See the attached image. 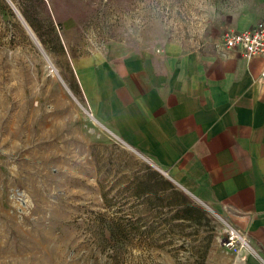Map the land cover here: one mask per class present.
Wrapping results in <instances>:
<instances>
[{
	"label": "rangeland",
	"instance_id": "rangeland-1",
	"mask_svg": "<svg viewBox=\"0 0 264 264\" xmlns=\"http://www.w3.org/2000/svg\"><path fill=\"white\" fill-rule=\"evenodd\" d=\"M230 1L0 0V264H239L224 219L104 127L71 64L202 43Z\"/></svg>",
	"mask_w": 264,
	"mask_h": 264
},
{
	"label": "crops",
	"instance_id": "crops-1",
	"mask_svg": "<svg viewBox=\"0 0 264 264\" xmlns=\"http://www.w3.org/2000/svg\"><path fill=\"white\" fill-rule=\"evenodd\" d=\"M264 21V0H231L199 44L102 47L72 59L96 118L225 222L248 235L239 264H264V56L222 35Z\"/></svg>",
	"mask_w": 264,
	"mask_h": 264
},
{
	"label": "built area",
	"instance_id": "built-area-1",
	"mask_svg": "<svg viewBox=\"0 0 264 264\" xmlns=\"http://www.w3.org/2000/svg\"><path fill=\"white\" fill-rule=\"evenodd\" d=\"M222 44L230 49H238L246 57L264 56V21H259L244 30H229L222 35ZM264 79V71L262 72ZM225 235L222 245L228 249L240 251L251 249L248 235L240 232L236 227L225 222Z\"/></svg>",
	"mask_w": 264,
	"mask_h": 264
},
{
	"label": "bare ground",
	"instance_id": "bare-ground-1",
	"mask_svg": "<svg viewBox=\"0 0 264 264\" xmlns=\"http://www.w3.org/2000/svg\"><path fill=\"white\" fill-rule=\"evenodd\" d=\"M15 11L18 13L19 17L21 18V20L23 21L24 25L26 26V28L28 29V31L30 32L32 38L34 39L36 45L39 47V49L43 52L44 55H46V52L43 49V46L41 45L39 39L37 38L36 34L34 33V31L31 29V27L29 26L28 22L26 21V19L23 17L22 13L20 12V10L18 9V7L12 3ZM47 56V55H46Z\"/></svg>",
	"mask_w": 264,
	"mask_h": 264
},
{
	"label": "water",
	"instance_id": "water-1",
	"mask_svg": "<svg viewBox=\"0 0 264 264\" xmlns=\"http://www.w3.org/2000/svg\"><path fill=\"white\" fill-rule=\"evenodd\" d=\"M163 172L167 174V172H166V171H163Z\"/></svg>",
	"mask_w": 264,
	"mask_h": 264
}]
</instances>
